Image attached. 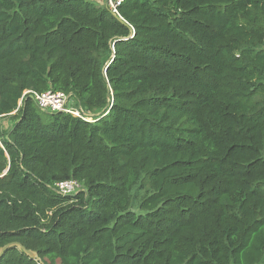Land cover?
I'll use <instances>...</instances> for the list:
<instances>
[{
	"label": "trees",
	"instance_id": "1",
	"mask_svg": "<svg viewBox=\"0 0 264 264\" xmlns=\"http://www.w3.org/2000/svg\"><path fill=\"white\" fill-rule=\"evenodd\" d=\"M13 242L37 258L0 264H264V0H0Z\"/></svg>",
	"mask_w": 264,
	"mask_h": 264
},
{
	"label": "built area",
	"instance_id": "2",
	"mask_svg": "<svg viewBox=\"0 0 264 264\" xmlns=\"http://www.w3.org/2000/svg\"><path fill=\"white\" fill-rule=\"evenodd\" d=\"M122 0H107V5L112 13L116 14V8ZM36 106L47 113L64 112L69 113L87 122H93L92 116L87 114L81 108L72 105L69 96L59 92L47 91L42 94L32 93ZM56 190L65 196L74 195L81 189V184L74 180L61 181L55 184Z\"/></svg>",
	"mask_w": 264,
	"mask_h": 264
},
{
	"label": "water",
	"instance_id": "3",
	"mask_svg": "<svg viewBox=\"0 0 264 264\" xmlns=\"http://www.w3.org/2000/svg\"><path fill=\"white\" fill-rule=\"evenodd\" d=\"M10 247H17L18 249L22 250L31 259H36L37 258L36 253H34V252L30 251V250H27L25 247H23L20 243H17V242L9 243V244H6L5 246H3L0 249V256Z\"/></svg>",
	"mask_w": 264,
	"mask_h": 264
},
{
	"label": "rangeland",
	"instance_id": "4",
	"mask_svg": "<svg viewBox=\"0 0 264 264\" xmlns=\"http://www.w3.org/2000/svg\"><path fill=\"white\" fill-rule=\"evenodd\" d=\"M98 1V3H105L106 2V0H97ZM71 104L72 105H74V102L71 100ZM9 124H10V121L9 120H5V121H3V125H5L6 127L7 126H9Z\"/></svg>",
	"mask_w": 264,
	"mask_h": 264
},
{
	"label": "crops",
	"instance_id": "5",
	"mask_svg": "<svg viewBox=\"0 0 264 264\" xmlns=\"http://www.w3.org/2000/svg\"><path fill=\"white\" fill-rule=\"evenodd\" d=\"M98 114V113H97Z\"/></svg>",
	"mask_w": 264,
	"mask_h": 264
}]
</instances>
